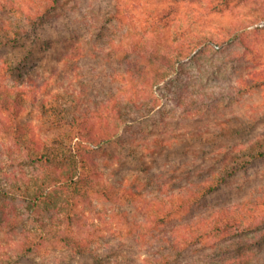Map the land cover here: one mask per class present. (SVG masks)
Instances as JSON below:
<instances>
[{"label": "rangeland", "instance_id": "1", "mask_svg": "<svg viewBox=\"0 0 264 264\" xmlns=\"http://www.w3.org/2000/svg\"><path fill=\"white\" fill-rule=\"evenodd\" d=\"M65 3L60 17L47 27L50 38L55 41L54 49L47 51L43 61L35 56L22 66L26 73L31 68H39L47 74L53 68L59 69L54 77L53 92L56 95L44 92L40 101L49 95L55 102L65 101L62 105L71 108L75 105L73 99L78 96L80 107L97 109L111 97L118 101L126 87L130 88L134 73L127 71L121 60H134L138 53L133 51L134 46H141L147 53L191 47L192 53L182 57L176 73L183 77L191 76L194 87L199 85L203 91L211 93L208 101L197 104L193 111L188 112L163 96L162 86L154 85L152 90L155 92L150 94L154 109L133 110L126 116L131 134L135 133L131 135L132 139L136 136L139 140L126 145L139 149L140 144L156 135L176 139V135L181 133L187 137L192 133L201 134L213 142L211 139L216 132L232 128L230 137L216 141L214 151L235 143L236 147L255 146L258 139L264 143V0H66ZM1 14L12 21H20L23 17L22 12L16 9ZM74 41H81L83 46L78 54H75ZM66 43H70L68 48H64ZM116 44L125 45L118 56ZM125 49H129L128 52ZM37 50L44 53L40 45ZM3 51L23 53L19 46L13 45L0 47V53ZM64 53L73 56H65L61 60ZM144 61L147 63L148 59ZM147 65L150 75L161 69V64L148 62ZM254 71H259L258 81L251 84L248 78ZM29 106L30 109L22 116L24 122L32 124L42 138L51 136L45 114L38 106ZM123 125L126 128L127 124ZM237 129H241L240 134L235 133ZM17 140L14 132L0 127V197L8 202L7 212L12 216L10 224L4 226V231L0 230V264H94L90 255L70 256L73 245L66 246L62 236L73 232L75 239L88 237L91 245L103 247L106 251L111 247L108 244L115 242L116 223L128 231L126 239L131 241L138 237L141 241L139 233L144 223L148 224L147 215L155 209V204L165 192L161 190L160 179H151L155 175L144 172L138 159L127 155L119 164L113 158L122 152L119 146L101 149L100 161L110 183H126L123 179L127 178L129 188L140 180L153 181L141 187L139 195L130 196L133 206H123L125 216L116 209L113 199L117 188L112 187L115 190L110 189L109 194H97L91 204L82 205L79 211L81 219H77L75 210L70 223L69 212L61 197L58 198L59 207L52 206L48 214L44 210L48 205L43 207V202L31 208L25 205L23 199L44 184L45 174L43 167L33 163L29 157L33 153L31 145L28 142L20 144ZM194 144L198 147L204 143L197 140ZM191 157L200 158L196 153ZM164 162L160 158L158 162L151 163L152 173L161 171ZM201 162L198 161L199 164ZM247 165L230 176L205 205L182 211L173 222L179 227L195 222L201 216L207 217L221 206L235 204L242 205L241 210L249 215L248 211L254 205L246 201L260 198L257 210L264 213V157ZM200 175L197 171L192 173L193 179H199ZM178 186V183L171 185L170 191L176 189L174 191L179 192ZM69 224L74 225L72 229ZM33 240L37 245L29 254L31 260L19 257L22 247ZM138 241L132 246V255L143 253ZM259 252L264 256V250Z\"/></svg>", "mask_w": 264, "mask_h": 264}, {"label": "trees", "instance_id": "2", "mask_svg": "<svg viewBox=\"0 0 264 264\" xmlns=\"http://www.w3.org/2000/svg\"><path fill=\"white\" fill-rule=\"evenodd\" d=\"M65 2L66 0H0L1 13L16 9L23 14L20 21H12L0 13V47L13 45L23 50V53H0V127L14 132L18 143L28 142L31 145L33 153L29 157L33 163L43 167L45 174L44 184L30 197L23 199L27 208L43 202V207L44 204L48 205V209L44 207L48 214L52 206L59 207L58 198L61 197L63 206L69 212V222L72 223L75 210L77 219H81L79 211L82 210V205L91 204L97 194L107 195L115 190L112 187H116L113 202L118 212L125 216L123 206H133L130 196L139 195L141 187L160 179V187L165 194L157 201L150 215H147L148 224L144 223L142 232L139 233L141 241H138V237L131 241L126 239L128 231L117 223L115 242L109 243L111 247L106 251L103 247L91 245L88 237L75 239L72 232L62 236L66 246L73 245L70 256L90 255L94 264H264V256L259 252L264 250V213L257 210L261 198L246 201L249 205H254L248 211L249 215L241 210L242 205L235 204L238 206L236 210L235 205L221 206L207 217L201 216L197 221L184 223L179 227L173 222L182 211L205 205L209 197L221 190L230 176L246 168L248 162L251 164L254 159L264 157V143L261 139L257 140L255 146L236 147L235 143L214 151L216 141L232 134V128L216 132V136L211 139L213 142L201 134L192 133L187 137L181 133L176 135V139L156 135L140 144L139 149L126 145L131 141L136 143L135 140L139 142L136 136L132 139L131 135L134 136L135 133L131 134V125L126 116L133 110L140 112L142 109H154L150 96L155 92L152 90L154 85L162 86L161 94L188 112L193 111L197 104L208 101L211 93L203 91L199 85L194 87L191 76L183 77L176 73L182 57L192 53L191 47L147 53L140 45L138 48L134 46L136 48L133 51L138 52L134 60H121L126 65V70L134 73L130 88L126 87L118 101L111 97L97 109L80 107L77 104L78 96L73 99L75 105L71 108L62 105L65 101L57 103L49 95L40 101L44 92L56 95L53 92L54 77L59 69L53 68L47 74L39 68H31L26 73L22 71V66L27 65L35 56L43 61L47 57V51L54 49L55 41L50 38L47 27L60 17V13L65 10ZM81 44V41L73 42L77 49L75 54L83 48ZM39 45L44 53H38ZM69 45L70 43H66L64 48ZM114 46L117 56L125 47L121 44ZM128 50L125 49L126 52ZM65 56L69 58L73 55L64 53L61 60ZM146 58L147 63L144 61ZM148 62L161 64V69L158 68L155 74L150 75ZM258 72L250 74L248 82H257ZM29 104L38 106L41 113L45 114L51 136L42 138L32 124L24 122L22 116L30 109ZM124 123L127 124L126 128L122 126ZM235 133L240 134L241 129H237ZM197 140L204 144L196 147L193 143ZM111 145H117L122 150L113 156L119 164L125 156L131 155L142 164L140 168L144 172L150 173V176L155 175L151 178L153 180H140L129 188L127 178L123 179L126 183H110L100 161L99 151ZM27 148L29 149L28 146ZM194 153L200 157L198 160L192 159ZM229 156H232L231 160ZM160 158L165 161L163 164L159 163L162 170L153 174L151 163L158 162ZM199 160H202L200 164ZM164 167L167 172L163 170ZM194 171L205 175L201 174L199 179H193ZM174 172L177 174L173 175ZM171 181L175 183L171 184ZM177 183L180 191H170L169 187ZM7 206L8 202L5 203L0 197V230L3 231L4 226L12 220ZM79 206L81 208L77 210ZM73 226L69 224L68 227L72 229ZM135 241L141 242L139 249L143 251L142 254H131ZM35 245V240L24 245L18 256L31 260L29 254L36 248Z\"/></svg>", "mask_w": 264, "mask_h": 264}]
</instances>
